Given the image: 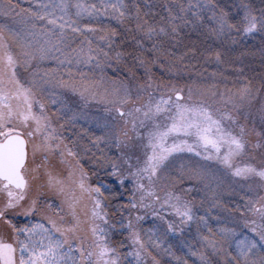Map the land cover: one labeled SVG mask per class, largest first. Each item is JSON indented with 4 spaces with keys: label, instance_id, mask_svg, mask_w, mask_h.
I'll return each mask as SVG.
<instances>
[{
    "label": "snow or ice",
    "instance_id": "snow-or-ice-1",
    "mask_svg": "<svg viewBox=\"0 0 264 264\" xmlns=\"http://www.w3.org/2000/svg\"><path fill=\"white\" fill-rule=\"evenodd\" d=\"M152 7L145 11L136 0H36L33 8L17 13L11 0H0V16L27 13L18 29L0 24V222L10 230V236L0 234V264H147L148 258L152 264H161L149 249L176 264H189L186 256L195 258L194 264H264V195H249L264 192V153L259 165L241 163L249 148H264V134L257 133L261 139L251 144L246 138L248 130L234 114L251 107L264 91V80L257 89L248 81L235 92L229 89L227 96L220 93L231 108L214 112L203 99H193L192 85L185 98L184 86L157 83L151 67L159 63L163 68L168 63L167 72L182 78L195 68L193 61L198 56L206 62L214 58L217 64L223 63L218 48L184 44L185 29L203 34L205 40L223 38L236 43L237 36L264 34V8L257 14L241 2L231 15L216 0H173L165 8L167 15L156 19L158 13ZM105 20L115 21L123 31ZM127 34L139 49L133 61L144 67L147 77L135 86L137 93L147 94L143 104L132 99L129 82L109 77L106 71L132 56L119 50L121 37ZM182 44L185 50L177 55L173 49ZM144 53L151 59L146 60ZM46 62L55 67H43ZM20 69L28 72L27 79L21 78ZM213 88L210 85L201 94L215 97ZM64 92L79 97L81 111L65 100ZM93 102L104 105L106 116L94 119L102 134L90 137V144L85 145L87 130L75 129L79 121L89 119L83 108ZM129 104L134 106L125 110ZM112 113L123 121V129L107 119ZM260 114L264 122V103ZM66 129L71 135L65 134ZM113 146L119 155L109 156L105 151ZM81 151L92 153L94 165L114 177L120 191L88 182L79 159ZM183 153L202 163H181L177 175L176 160ZM57 154L60 163L69 166L63 179L53 170ZM209 162L234 180L258 181L248 183L246 189L241 185L244 202L234 211L259 219V224L257 219L244 221L259 242L237 239L234 228H213L208 214L219 202L200 215L204 201L197 207L186 199L193 189L177 190L185 176L194 177L207 181L215 199L214 186L220 181ZM41 176L50 191L63 197L55 212L58 219L42 214L39 197L29 195ZM125 192L127 203H110L123 198ZM46 207L51 211L54 204L49 202ZM109 208L112 216H119L115 222L109 220ZM136 210L150 211L153 226L143 228L146 216L133 215ZM21 219L24 223H19ZM85 224L90 241L81 236ZM121 232L127 235L114 246L113 237ZM172 237L179 238V250H186V256H177L171 244L165 247ZM125 247L129 250L123 251Z\"/></svg>",
    "mask_w": 264,
    "mask_h": 264
},
{
    "label": "rangeland",
    "instance_id": "rangeland-1",
    "mask_svg": "<svg viewBox=\"0 0 264 264\" xmlns=\"http://www.w3.org/2000/svg\"><path fill=\"white\" fill-rule=\"evenodd\" d=\"M36 0H11V3L17 5L16 12L20 13L21 9L28 10L34 7ZM129 3L132 0H128ZM137 3L144 7L145 11H148V6L154 5L151 8L152 12L158 13L155 17L159 19V16H166V6L171 4L173 0H136ZM187 2V0H184ZM220 7H223L225 11H228L231 15H235L236 6L241 4V2L247 3L250 5L252 9L255 10L257 14L261 8H264V0H216ZM26 12L21 13L20 16H17L15 13L9 17L0 16V24H7L13 28H20L23 26L22 17L26 16ZM152 19V17H149ZM104 23L111 24L113 28H117L121 32L122 29H119V26L115 21L105 20ZM185 39L183 41L184 44H188L189 46L195 42V46L197 48H206L209 45L212 46L213 49L218 48L223 56L221 57L223 63L217 64L215 59L213 58L210 62H206L203 56H198L196 61H193L195 64L194 69H190L186 74H183L182 78H176L174 74H170L167 72V68L171 65L165 63L163 68L160 67V64L157 63L152 65V75L153 79L159 83L163 82H173L176 83L177 86H184V95L187 98L188 94V86H193V99H203L212 110L215 112L217 109H223L225 107L231 108V105H225L223 100L221 99L220 93H224L227 96L228 90L231 89L232 92H235L238 88L242 87L243 84L251 81L254 89L260 88L261 80H264V34L255 33L251 36H237L236 43H232L231 40H216L215 38H208L205 40V36L203 34L197 32H191L188 29H185L184 32ZM233 35H237L233 33ZM121 40H123V44L119 50L124 52L132 53V56H129L126 61H121L118 65L113 66V68L107 69V75L109 77L118 78L120 81L129 82L130 86L133 89L132 98L140 97V95L136 91V84L146 82V75L144 67H141L139 64L134 63L133 56L137 55L139 49L135 47L134 40L131 39V34L122 35ZM117 44H120V41H117ZM177 55L183 52L185 49L183 44L178 49H173ZM144 58L146 60H150L151 57L144 53ZM187 62V61H186ZM43 67L51 68L55 67L54 63L46 62ZM21 78L27 79L28 72H25L23 69H20ZM199 73V75H196ZM212 73H216L215 76ZM210 85H215V88L211 89V91H215L217 95L215 97L211 96L210 93L207 95H202L201 91L207 88ZM158 94V93H157ZM65 100L74 107L76 111H81L82 103L79 100L78 96L72 95L70 92L63 93ZM148 99L147 94L145 93L141 98L137 99L139 104H143ZM262 103H264V91H261L257 98L253 101L250 108H245L241 110L239 113H234L238 115L239 122L245 124V128L248 130V140H251L250 136H255L254 141H250L251 144H256L258 140L261 139V136H258L257 133L264 134V122L261 121L260 108ZM134 105L129 104L126 106L125 110L132 108ZM83 110L87 113L89 119L87 121L81 120L78 122V127L75 131L80 132L81 129H85L88 132V136L84 137L82 141L83 144H90V137L94 138L95 136H99L102 133L96 129L95 124L93 123L94 119H104L106 114L104 112V105L100 103H91ZM250 113V114H249ZM115 113H112L107 116L112 124L118 128L123 129L124 124L123 121L119 117H115ZM163 122V120H162ZM130 128L131 125L129 124ZM234 130L238 131V128ZM66 135H71V130H65ZM130 135H133L131 132ZM101 147H104L102 144ZM109 156L119 155V152L113 146L110 150L105 149ZM30 153V149H29ZM261 153H264V148L260 149H252L249 148L245 155L241 157V163H252L254 165H259L261 162ZM97 156L100 155L99 152L96 153ZM91 152L85 153L81 151V155L79 157L80 163L83 165L84 171L89 176V183L92 185H97L98 183H103L110 185L116 191H120L118 184H116L114 177H109L104 171L98 170L97 167L93 163V158ZM255 157V159H252ZM40 157L38 156L36 159V163H39ZM189 162L202 163L198 157H194L191 154L183 153L179 154L176 160V174L179 173V167L181 163L188 164ZM76 164L75 160H72V165ZM33 166L31 160V154L29 155V168ZM208 166L211 168L213 172L216 173L219 178L220 185L215 187L216 196L215 199L212 198L211 192L209 191L207 185V181H201L197 178H189L188 176L184 177L183 183H178L176 185L177 190L181 187L188 188L191 187L193 191L191 193L186 194V199L193 201V203L199 207L200 202L203 200L204 205L200 211V215L205 214V210L209 209L211 205L215 204L217 201L218 206L211 208L209 212V224L213 228L216 227H229L234 228L237 233V239H244L245 237L249 239H255L259 242V236L253 233L247 226H245L244 221L257 219V223L260 221L258 218L252 217L250 214H246L245 216H241L239 211H234L237 204H243L244 200L242 197H245V193L241 191V185L244 188H247L248 183H252L253 185L257 184L258 181H240L234 180L230 175L226 174L225 171L219 168L218 165L212 164L209 162ZM53 170L55 173L59 174L60 177L66 178L68 176L69 166L66 164L60 163L59 155L53 158ZM110 171V169H109ZM95 173V175H93ZM128 187H131L128 185ZM31 198H36L37 196L40 199V210L44 215H51L53 218L58 219L55 216L56 208L61 204L63 197L56 195L54 192L50 191L45 185V178L41 176L40 180H37L32 185V190L30 192ZM105 195L108 196L109 193L105 192ZM253 198H256L259 195H264V192H260L259 190L256 193H249ZM128 193H124V197L117 200H111V204L116 203H127ZM2 198H0V203H2ZM52 202L54 207L51 211H48L46 205ZM109 202H106V204ZM89 203V208H90ZM109 214L112 215V209L109 208ZM151 213L148 211L147 213L144 210H136L133 215H145V221L141 222V226L143 228H150L153 226L154 219ZM61 215H65V213H61ZM125 216L128 215L127 212L124 213ZM118 216V214H117ZM114 218V216H112ZM116 217V216H115ZM119 217V216H118ZM151 217V218H150ZM219 218V221L217 220ZM33 219H39V216L33 217ZM67 219V216H66ZM169 219H173V217H169ZM19 223H24L23 219L19 220ZM155 223H159V221H155ZM0 234L10 236V230L0 222ZM185 235H187V230H185ZM192 235H195V231L193 229ZM82 237H87L90 241L91 234L88 232L87 225L83 226V231L81 232ZM124 238V234L118 233L113 237V245L118 246L119 242ZM125 243L128 242L125 240ZM168 244L173 245V251L176 252L177 256H186V250L184 252L180 251V240L177 237L170 238L165 247ZM129 248L125 247L123 251H128ZM152 255L156 256L158 260L161 261V264H176L175 260L168 256H160L152 249ZM189 260V264H194L195 258L187 257ZM131 259V257H129ZM147 264H152L151 258H148Z\"/></svg>",
    "mask_w": 264,
    "mask_h": 264
},
{
    "label": "trees",
    "instance_id": "trees-1",
    "mask_svg": "<svg viewBox=\"0 0 264 264\" xmlns=\"http://www.w3.org/2000/svg\"><path fill=\"white\" fill-rule=\"evenodd\" d=\"M145 94V93H144ZM144 94H142V95H140V97L139 98H141ZM134 101H137V99H138V97H133L132 98ZM242 123V125H244L245 126V124L243 123V122H241ZM246 127V126H245ZM124 128V127H123ZM255 136H250V138H251V140H249V141H254V138ZM246 138L248 139V135L246 136ZM149 215H151V213H149ZM119 217L118 216H116V217H112V215L111 214H109V220L111 221V222H115V220L116 219H118ZM151 218V217H150ZM153 218V217H152ZM123 234H124V238L126 237V235H127V233L126 232H122ZM123 238V239H124Z\"/></svg>",
    "mask_w": 264,
    "mask_h": 264
}]
</instances>
